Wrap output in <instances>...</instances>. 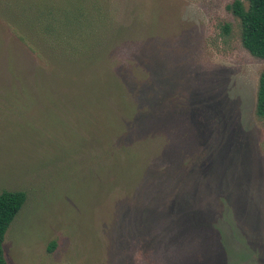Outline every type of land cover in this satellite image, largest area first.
I'll return each instance as SVG.
<instances>
[{
    "label": "rangeland",
    "instance_id": "1",
    "mask_svg": "<svg viewBox=\"0 0 264 264\" xmlns=\"http://www.w3.org/2000/svg\"><path fill=\"white\" fill-rule=\"evenodd\" d=\"M233 1L0 0L9 264H264V59Z\"/></svg>",
    "mask_w": 264,
    "mask_h": 264
},
{
    "label": "trees",
    "instance_id": "2",
    "mask_svg": "<svg viewBox=\"0 0 264 264\" xmlns=\"http://www.w3.org/2000/svg\"><path fill=\"white\" fill-rule=\"evenodd\" d=\"M228 9L241 20L244 47L252 55L264 59V0H234ZM256 115L264 119V69L259 77ZM26 198L27 193L23 190H6L0 193V264H9L3 247L4 237ZM55 246L56 242L52 241L49 250Z\"/></svg>",
    "mask_w": 264,
    "mask_h": 264
},
{
    "label": "crops",
    "instance_id": "3",
    "mask_svg": "<svg viewBox=\"0 0 264 264\" xmlns=\"http://www.w3.org/2000/svg\"><path fill=\"white\" fill-rule=\"evenodd\" d=\"M247 198H249V194H245ZM256 202H251V204H255Z\"/></svg>",
    "mask_w": 264,
    "mask_h": 264
}]
</instances>
